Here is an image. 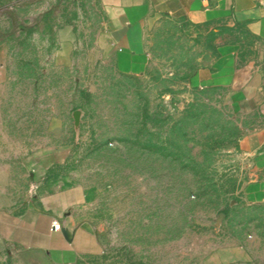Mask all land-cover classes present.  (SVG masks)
Listing matches in <instances>:
<instances>
[{
    "label": "rangeland",
    "instance_id": "1",
    "mask_svg": "<svg viewBox=\"0 0 264 264\" xmlns=\"http://www.w3.org/2000/svg\"><path fill=\"white\" fill-rule=\"evenodd\" d=\"M102 16L98 0H0L10 144L50 165L44 188L79 192L73 212L90 229L75 244L96 245L89 255L25 259L264 264V206L240 198L248 160L239 149L262 120L236 112L223 91L187 85L214 56L211 35L157 21L146 32L144 70L125 74L89 52ZM64 26L76 40L62 53Z\"/></svg>",
    "mask_w": 264,
    "mask_h": 264
},
{
    "label": "crops",
    "instance_id": "2",
    "mask_svg": "<svg viewBox=\"0 0 264 264\" xmlns=\"http://www.w3.org/2000/svg\"><path fill=\"white\" fill-rule=\"evenodd\" d=\"M98 4L103 16L89 52L96 62H111L121 73L137 75L144 70L146 32L157 21L180 25L192 37L213 34L212 60L187 85L223 91L236 112L262 120L240 141V152L248 160L240 198L248 206H264V0H98ZM58 39L62 53L71 49L76 40L72 26L59 29ZM1 68L0 61V264H31L25 259L30 253H95L96 245L90 241L84 248L75 244L77 234L87 235L90 229L89 221L73 212L72 198L79 192L44 188L50 165H34L26 150L18 157L10 144L2 111ZM54 221L61 225L58 232L52 231Z\"/></svg>",
    "mask_w": 264,
    "mask_h": 264
},
{
    "label": "built area",
    "instance_id": "3",
    "mask_svg": "<svg viewBox=\"0 0 264 264\" xmlns=\"http://www.w3.org/2000/svg\"><path fill=\"white\" fill-rule=\"evenodd\" d=\"M51 228H52V231H55V232L59 231L60 230V224H59V222H57V221L53 222L51 224Z\"/></svg>",
    "mask_w": 264,
    "mask_h": 264
},
{
    "label": "water",
    "instance_id": "4",
    "mask_svg": "<svg viewBox=\"0 0 264 264\" xmlns=\"http://www.w3.org/2000/svg\"><path fill=\"white\" fill-rule=\"evenodd\" d=\"M74 119H75V120L77 119V113H75V115H74Z\"/></svg>",
    "mask_w": 264,
    "mask_h": 264
},
{
    "label": "trees",
    "instance_id": "5",
    "mask_svg": "<svg viewBox=\"0 0 264 264\" xmlns=\"http://www.w3.org/2000/svg\"><path fill=\"white\" fill-rule=\"evenodd\" d=\"M211 35V38L210 39H212L213 40V34H210Z\"/></svg>",
    "mask_w": 264,
    "mask_h": 264
}]
</instances>
